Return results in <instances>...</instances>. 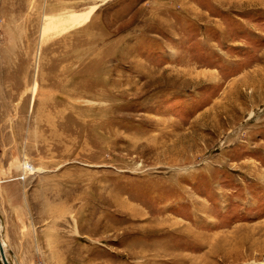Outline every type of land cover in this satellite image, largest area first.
<instances>
[{
	"label": "rangeland",
	"instance_id": "374dc122",
	"mask_svg": "<svg viewBox=\"0 0 264 264\" xmlns=\"http://www.w3.org/2000/svg\"><path fill=\"white\" fill-rule=\"evenodd\" d=\"M0 240L264 264V0H0Z\"/></svg>",
	"mask_w": 264,
	"mask_h": 264
},
{
	"label": "water",
	"instance_id": "95a60500",
	"mask_svg": "<svg viewBox=\"0 0 264 264\" xmlns=\"http://www.w3.org/2000/svg\"><path fill=\"white\" fill-rule=\"evenodd\" d=\"M0 262H1V264H8L5 257H4L3 250L1 248V246H0Z\"/></svg>",
	"mask_w": 264,
	"mask_h": 264
},
{
	"label": "bare ground",
	"instance_id": "6f19581e",
	"mask_svg": "<svg viewBox=\"0 0 264 264\" xmlns=\"http://www.w3.org/2000/svg\"><path fill=\"white\" fill-rule=\"evenodd\" d=\"M0 246H1V248H2V246H3V242L0 240Z\"/></svg>",
	"mask_w": 264,
	"mask_h": 264
}]
</instances>
